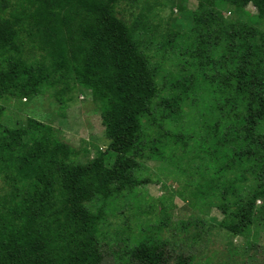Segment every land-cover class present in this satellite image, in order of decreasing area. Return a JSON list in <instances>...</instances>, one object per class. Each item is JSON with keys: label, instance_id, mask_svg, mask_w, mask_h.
<instances>
[{"label": "trees", "instance_id": "trees-1", "mask_svg": "<svg viewBox=\"0 0 264 264\" xmlns=\"http://www.w3.org/2000/svg\"><path fill=\"white\" fill-rule=\"evenodd\" d=\"M187 1L0 0V102L61 95L62 85L70 93L73 81L98 105L110 142L73 162L53 126L29 118L11 128L0 105V264H102L107 241L120 264H172L175 240L138 218L155 207L138 190L153 183L139 168L152 161L183 179L200 212L216 207L230 239H261L264 0H193L195 12ZM167 3L179 9L170 32L158 16ZM124 210L114 229L109 215ZM186 253L177 264L262 263Z\"/></svg>", "mask_w": 264, "mask_h": 264}, {"label": "rangeland", "instance_id": "rangeland-1", "mask_svg": "<svg viewBox=\"0 0 264 264\" xmlns=\"http://www.w3.org/2000/svg\"><path fill=\"white\" fill-rule=\"evenodd\" d=\"M161 1L165 2V0ZM179 2L180 0H174L173 3L177 4ZM173 3H167V9L158 15L160 20H164V32H170L172 29L170 26L177 20L176 17L179 9L176 4ZM184 7L190 10V12L197 11V4L193 0L185 2ZM172 8L173 12L171 11ZM248 10L251 14H257L253 7H250ZM121 11L125 15V18L129 20L131 15L128 11L127 4H122ZM188 28L189 24L187 23L184 29ZM69 83V87L72 90L70 93H66L65 86L62 85L61 95L59 93L56 94L53 90H48L44 94L28 102H19L14 99V101L10 102H0V105H2L7 112L5 117H2L4 120L3 123L7 124L6 121L10 117L9 120L14 123L11 128H16L22 123H25L27 119L34 118L42 123L53 126L58 139L55 138V141L58 142L61 140L66 142L73 151H76V154L78 153V157L76 160H73V162L86 163L87 156L83 153L85 148H88L89 155L93 158L96 149L105 150L110 142L104 136L102 114L97 107L98 105L87 92L84 91L87 94H83L78 87L74 85L73 81ZM71 97L74 99L73 101L70 99ZM66 113L68 114V119L63 120L65 125L62 124L60 127L61 121L59 120V115H65ZM42 149L47 152L52 149V147L43 146ZM155 167H159V164L154 161L147 163L142 162L139 164L141 170L140 175L143 178L150 177L153 183L138 187V190L140 191V195H143V199H145L146 203L148 205H154L155 207L149 212L139 214L138 218L142 221H146L148 218L155 224L164 226L166 231L162 233L163 236L167 237V239L175 240V248L180 252L175 254L171 248L170 251H168L169 255L172 254L174 256L172 264H177L176 259L181 252H188L186 255H191L192 253L197 256L198 253L201 252V258L210 254L214 256L216 262L223 261V263L229 262L230 256H234V260H238L242 263L246 255L252 256L253 259H258L259 262H264L261 259V257L264 256V234L261 239H257L254 232L247 238L237 237L233 240L230 239L218 224L223 216L216 207H212L209 212H200L199 209L196 208L193 200L186 194L185 182L182 181L183 179L181 177L176 179L170 175L165 177L161 176L162 174L165 175L169 173L168 170L166 168H159V170H157ZM159 179L167 184L165 190L162 184L157 183ZM2 188L3 184L0 182V191ZM182 193L184 194L182 195ZM261 203L262 201H258L257 206H260ZM127 215L128 211L126 210L122 211L117 216L110 214L108 222L116 229V227H120L123 221L126 220ZM198 218L204 220L203 224L198 225L196 223ZM138 220L139 219H134L132 223L135 224ZM166 221L168 222V226L164 223ZM182 223H186V228H182ZM190 223L193 225H190ZM188 224L191 226L190 229L187 228ZM195 224H197L198 227H195ZM259 227L260 226H257L255 230H258ZM105 233L108 234L107 232ZM194 235H196V238ZM195 239H200L201 244L208 240L209 249H205L204 245L200 246L199 242H197L196 244L199 245L198 248L195 245ZM109 242L111 241H107L103 246L104 262L102 264H120L119 256L116 255L114 251H107L108 248L105 249ZM114 245L121 247L122 243H115ZM233 247L236 248V250H234ZM246 264H250V262L246 261Z\"/></svg>", "mask_w": 264, "mask_h": 264}]
</instances>
